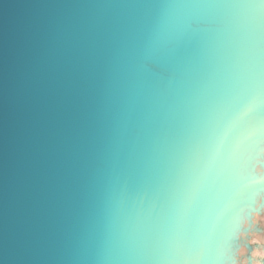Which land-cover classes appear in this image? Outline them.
I'll return each mask as SVG.
<instances>
[{
    "label": "water",
    "instance_id": "95a60500",
    "mask_svg": "<svg viewBox=\"0 0 264 264\" xmlns=\"http://www.w3.org/2000/svg\"><path fill=\"white\" fill-rule=\"evenodd\" d=\"M244 2L0 0V264H177L163 258L158 208L133 225L166 191L206 102L235 94L207 74L236 59L264 73V10L232 6ZM262 121L229 133L239 148L203 264H237L239 249L264 264V244L248 241L262 234L249 227L264 220V161L246 166L264 159Z\"/></svg>",
    "mask_w": 264,
    "mask_h": 264
},
{
    "label": "snow or ice",
    "instance_id": "6c2138e0",
    "mask_svg": "<svg viewBox=\"0 0 264 264\" xmlns=\"http://www.w3.org/2000/svg\"><path fill=\"white\" fill-rule=\"evenodd\" d=\"M232 6L264 10V0H245ZM207 78L209 83L225 78L234 81L235 94L221 89L206 102L202 126L186 144L166 191L146 214H137L133 225L134 231L140 228L145 215L151 216L158 208L157 218L166 225L168 254L163 258L177 264H203L210 257L212 249L203 235L204 226L226 212L223 195L227 164L239 148L229 139V133L244 117L264 113V73L236 59L230 64L220 62Z\"/></svg>",
    "mask_w": 264,
    "mask_h": 264
},
{
    "label": "flooded vegetation",
    "instance_id": "af4514ba",
    "mask_svg": "<svg viewBox=\"0 0 264 264\" xmlns=\"http://www.w3.org/2000/svg\"><path fill=\"white\" fill-rule=\"evenodd\" d=\"M260 151V153H262L263 152V150H262V152H261V149L259 150ZM258 151V152H259ZM259 160V159H258ZM262 161H264V159H260V161L257 163V161L255 160V162L254 163H252V161L251 160H247L246 161V166H247V168H248V170H249V172H252V168H255V166L256 165H261L260 164V162H262ZM261 167V166H260ZM261 169H263L262 167H261ZM250 199H251V196H249V195H247L246 197H245V199H243L242 201H241V205H244L245 206V208H244V212H243V214H240V216H241V219H245V220H248V221H252V217L254 218L255 217V215H256V210H257V207H256V205H254L253 207L251 206V204H250ZM260 203L261 204H264V203H262V201H261V199H260ZM253 209V210H252ZM255 209V210H254ZM260 210H264V208H259ZM250 210H251V212H250ZM235 215H236V212H235ZM264 216V215H263ZM259 220L260 221H262V224H257V223H255V222H253V224H251V226L249 227V228H253V229H257V230H259V229H261V233H264V220L263 219H261V218H259ZM244 228H247L246 227V225H244V226H240V228H239V230L240 229H244ZM238 230V231H239ZM261 236V240H262V243H264V236L263 235H260ZM239 238V237H238ZM251 243L250 244H252V245H254L255 244V242H252V241H250ZM237 244H238V242H236ZM254 252L256 251V250H253ZM253 251H252V253H251V255L253 256ZM247 252V251H246ZM235 262H239V257L237 256V258H235ZM247 263V261H246V257H245V264ZM253 263V262H252ZM255 264V263H254Z\"/></svg>",
    "mask_w": 264,
    "mask_h": 264
}]
</instances>
